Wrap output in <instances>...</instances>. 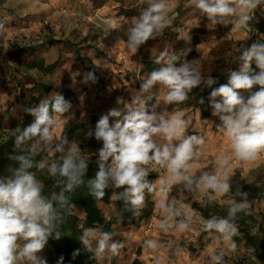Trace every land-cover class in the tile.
I'll list each match as a JSON object with an SVG mask.
<instances>
[{"label":"clouds","instance_id":"1","mask_svg":"<svg viewBox=\"0 0 264 264\" xmlns=\"http://www.w3.org/2000/svg\"><path fill=\"white\" fill-rule=\"evenodd\" d=\"M138 2L139 6L146 7L141 8L138 17L132 18L126 32V45L133 53L149 39L161 36L172 23L169 0ZM188 3L206 16L212 26L231 24V33H243L245 38L252 30L250 21L254 12L264 5V0H188ZM188 51L190 49L179 53L161 52L154 58L159 67L147 74L131 100H118L123 107L110 109L99 118L94 129L87 130L86 138L102 141L98 150L99 170L93 179H84L90 156L81 151L79 142L57 134L66 123L61 117L71 109V102L54 91L37 106L26 109L34 121L13 131L15 152L9 155L13 163L7 167V174L0 176V264H47L38 253L50 237H61L58 226L64 222V213L71 215L74 209L64 193L81 186H86L88 194L97 201L103 199L106 189L122 188L115 198L123 200L125 208L134 213L144 205L145 190H154L147 179L150 166L154 165L166 167L169 174L167 181L161 180V184H183L188 191L211 190L217 197L230 191L226 174L207 171L199 176L191 174L192 161L198 154L196 149L205 143L204 138L185 135L188 125L183 111L166 116L156 111L158 102L153 103L156 100L153 89L158 85L166 89L160 100L169 105L182 104L194 88L201 85L212 88L217 82L211 76H202L199 61L184 59ZM235 59L240 62L239 70H229L228 82L212 89L210 106L212 115L219 118V127L230 141L233 157L244 162L255 161L264 154V43H253ZM177 62L180 66H176ZM253 62L258 71L253 69ZM95 79L93 72L85 74V82ZM256 86L259 90L252 91ZM241 90L249 93L247 98ZM158 138L165 142L158 143ZM49 151L54 155L59 153L58 158L37 159L41 153ZM218 163L223 168L226 161L218 157ZM37 173L46 174L55 187H61L59 194L52 195L59 209L43 195L45 183ZM241 196L243 199L239 202H231L227 217L202 220L205 231L215 230L224 241L231 242V252L237 247L233 240L238 231L234 223L237 214H250L248 193H241ZM159 206L167 212L173 211V205L165 201ZM176 214L179 215V211ZM186 215L190 220V215ZM188 226L187 221L178 224L181 230ZM160 227L167 229L170 225L161 223ZM79 240L97 260L106 253L117 255L123 246L112 242L111 232L93 227L83 228ZM147 245L156 247L151 240ZM78 254L79 250L73 256ZM225 255V251L212 255L210 264H224ZM62 261L63 257L59 264Z\"/></svg>","mask_w":264,"mask_h":264},{"label":"crops","instance_id":"2","mask_svg":"<svg viewBox=\"0 0 264 264\" xmlns=\"http://www.w3.org/2000/svg\"><path fill=\"white\" fill-rule=\"evenodd\" d=\"M169 3L172 7L170 27L156 39H149L133 53L126 45L128 39L126 32L131 27L132 18L138 17L141 8L146 7V5L139 6L138 0H0V25H2L0 27V68L4 67L1 62L2 55L14 52L11 39L16 36L14 30L17 29L11 26L7 28V18L10 19V25L12 21L13 24H17L23 20L21 23L25 24L27 33L45 34L46 28L54 26L49 20L50 15L56 16L58 18L57 26H54L56 32L52 38L47 39V43L62 41L73 45L71 39H76L80 41L81 50L87 52L88 56L93 54L104 56L106 58L104 60L92 58L91 66L95 69L98 78L90 83L91 85L96 83V87L103 84L104 94L113 95L112 108H120L123 104L118 103V100L130 101L133 93L139 91L142 80L147 77V74H141L143 65L154 62V58L165 50L179 53L190 49L184 59L199 61L202 76L205 78L211 76L217 81L212 88H206L203 85L194 88L189 93L190 100H193L208 90L210 94L213 88L226 84L229 70H239L240 62L235 58L253 43H264V34L252 27L244 38L243 33H231V24L212 26L206 16L201 15L193 6H189L188 0H169ZM6 9L11 12L7 13ZM66 18H73V24L70 23L68 28L64 24ZM40 19L42 24L39 23ZM260 20H264V5L257 8L250 23L255 24ZM115 26L120 27L113 29ZM7 35L9 38L6 37ZM8 39L9 44L6 43ZM47 43L39 47V55L53 48ZM63 43L56 46L58 50L61 46H65ZM45 62L53 61L45 59ZM12 65L9 64V67ZM176 66H180V62H177ZM252 67L258 70L253 64ZM4 77L10 80L11 73L9 76L5 74ZM257 90H259L258 86L252 91ZM153 91L156 94V100L153 103L158 102L156 107L158 113L167 116L173 112L183 111L188 125L185 135H198L204 138L205 143L196 149L198 154L192 161L193 176H199L204 171L230 176L235 170L248 165L244 161L238 165L233 163L230 141L219 127L221 123L219 118L212 115L211 106L203 116V111L196 106V103L191 106L182 104L179 107L172 104L166 105L160 100L166 89L158 85ZM0 93H2L1 90ZM241 93L245 98L249 95L243 90ZM81 95H84L83 91ZM0 99L8 100V96L3 94ZM107 103L109 104V100ZM164 142L158 138V143ZM218 157L225 159V167H220ZM150 168V171H154L151 175L154 177L151 181L154 190L146 194L154 205L150 218L147 221L142 220L133 227L118 226L114 230L112 242L123 244V248L119 249L117 255L109 253L107 264H210L211 256L225 251L224 245L229 247L230 242L224 241L220 234L221 237L208 238L201 251L189 253L186 246L191 242L195 243L198 239L193 226L198 219V214L195 208L189 205L188 200H194L196 196L204 199L214 192L211 190L188 191L183 184H161L160 181H167L169 175L166 167L154 165ZM166 186H169L168 195L160 197L161 189ZM161 201L172 204L173 211L167 212L161 208L159 206ZM145 211L138 212L141 214ZM177 211L179 215L176 214ZM186 214L190 215V220L187 219ZM180 221H187L188 228L181 230L178 227ZM147 222H151L152 227L146 233ZM161 223H166L170 227L161 228ZM115 237H117L116 241ZM150 240L156 243L155 248L147 245V241ZM221 240L224 241V245H221ZM170 250L173 251V258L167 255ZM216 250L219 251L216 252ZM95 260L99 264L97 259Z\"/></svg>","mask_w":264,"mask_h":264},{"label":"rangeland","instance_id":"3","mask_svg":"<svg viewBox=\"0 0 264 264\" xmlns=\"http://www.w3.org/2000/svg\"><path fill=\"white\" fill-rule=\"evenodd\" d=\"M6 10L7 13L11 12L9 9ZM40 18H42L41 15ZM40 20L41 21H39V23L42 24V19ZM49 20L53 22L52 24H54V26H57L58 18L56 16L54 17L50 15ZM9 21L10 19L7 18V28L11 26V28L17 29L14 30L16 36H13L14 39H11V47L14 52L27 48H39L43 44L47 43V39L52 38L56 32V28H54V26H50L49 29L46 28L45 34H42V32H33V34H31V32L27 33L25 31L26 26L21 23L23 20H20V23L17 24H13L12 21V23L10 22L11 25L9 24ZM70 23L73 24V18H66L64 22L66 28L69 27ZM62 28H64V25H62ZM6 37L9 38L8 35ZM71 40L73 45L61 46L59 50L56 45L50 50H45L44 54L40 55V57L44 56V58L50 62H57L58 65L56 70L50 75L43 74L36 70H27L14 64L12 67L4 66L0 68V90L4 95L6 94L8 96V100L0 99V146H3L10 141L14 142L15 137L13 136V131L17 127L23 129L34 121V117L30 115L29 122H26V114L28 113L26 109L28 108L22 104V98L29 100L32 95L35 97L39 96L38 89L34 88H36L35 86L43 85L51 89L49 94L54 91L58 92L62 94L66 100L70 101L72 105L71 109L65 113L63 117H61V119H64L66 123L58 130L57 134L67 136L69 141H78L81 151L90 156L89 164H94L96 170H99L98 150L102 147V141H97L94 137L86 138L85 133L90 127L94 129L99 118L107 113L108 108L109 110L112 108L113 104H111V101H113V95L104 94L103 91L105 86L103 84L96 87V83L91 85L90 82L92 80L85 82V74L93 72L95 78L97 79L98 75L95 72V69L91 66L92 58H100L103 60L106 58L99 54H93V57L88 56L87 52L81 50L82 47L79 45V40ZM6 43L9 44V39ZM24 55L22 57V61L24 60ZM2 56H5V54ZM76 56H78L80 61H75ZM9 73H11V79L7 80L4 75L6 74L9 76ZM82 91L84 92V95H81ZM2 93H0V96H3ZM42 98L44 99L45 97ZM108 100L109 104L107 103ZM38 104L36 103L31 107H35ZM71 120H76V124H74L76 126L74 131H70L67 126L68 122ZM14 152L15 148L13 147L12 153L10 154H13ZM9 155H5L0 158V176L6 175L7 167L13 163L9 160ZM58 156L59 153L54 155L49 151L41 153L37 159L47 158L51 161L58 158ZM240 162L242 161L238 160L235 165H238ZM108 163L110 164L111 160H109ZM247 163L248 165L246 167L235 170L232 175L227 176L231 187L230 191L226 195L217 197L215 193H210V196H206L204 199H200L196 196L194 200H188V202H190L189 205L193 209L195 208L194 210L198 214V219H196L195 223H193L198 239L195 243L191 242L186 246V250L189 253L201 251L205 242L210 238L212 239L214 236L221 237L220 233L215 230L205 231L202 220L211 219L213 216L227 217L228 208L230 207L231 202H239L243 199L241 193L244 192L248 193L247 199L251 205L249 209L250 214L238 213L236 220H241L243 222L242 226L246 231L264 239V233L261 232V230H264V154H261L257 160L248 161ZM153 172L154 171H150L149 175H153ZM37 175L38 178L44 181L45 189L48 184L53 182L52 178L48 177L46 174L42 175L37 173ZM164 188L167 189V193L164 195L163 191H161V195H159L160 197L168 195L169 186ZM150 203L149 198L145 195L144 205L139 211L142 212L144 210H148L149 207L152 209L154 205L151 204L150 206ZM116 211L117 209L114 205L103 208L102 210L106 219L115 214ZM76 214L80 215V212L76 211ZM239 236V232L237 231V234L233 237V240L234 238L239 240H234L237 245L235 252L229 251V247L224 245V241L221 240V245L225 246L224 248L226 252L224 264H264V255L261 257L257 256L254 249L247 246ZM116 238L117 237H115V241L117 240ZM122 248L123 246L120 250ZM217 251L219 250H216V252ZM217 254L219 253L217 252ZM38 255L40 256L41 253H38ZM167 255L168 257L170 255L169 258L174 257L172 250H170ZM108 256L109 253H106L103 258L97 261L99 264H107V262H109Z\"/></svg>","mask_w":264,"mask_h":264},{"label":"trees","instance_id":"4","mask_svg":"<svg viewBox=\"0 0 264 264\" xmlns=\"http://www.w3.org/2000/svg\"><path fill=\"white\" fill-rule=\"evenodd\" d=\"M250 26L257 32L264 34V20H260L258 23L252 24ZM62 44L63 42L50 41L47 43L49 47H54L56 45ZM70 46L71 44L63 43ZM39 48H27L22 50H17L11 54H7L1 57V62L4 66L9 67V64L19 65L27 70H36L43 74H52L57 68V62L46 63L45 59L40 57L38 54ZM26 53V54H25ZM25 54V55H24ZM24 55V60L22 57ZM77 55V54H76ZM75 61H80L78 56L75 57ZM159 67L154 62L145 63L143 65L141 74H148L154 68ZM258 71V70H255ZM38 89L39 96L35 97L32 95L31 99L26 100L22 98V104L27 108H30L34 104H38L42 97L49 94L50 88L47 86H35ZM35 93V92H34ZM210 94L209 90L204 92L202 95L190 100L191 95L187 101L182 104L186 106H191L196 103V106L203 111V116L206 115V111L210 106ZM203 99V103L200 100ZM182 104H172L173 106H181ZM30 114H26V122H29ZM76 120L68 122L67 126L70 131L75 130ZM14 147V142L10 141L7 144L0 146V158L12 153ZM98 169V168H97ZM98 170H96L94 164H89L88 170L84 177L85 181L93 179ZM148 181L154 179L153 176L147 178ZM61 187H55L54 182L48 184L47 188L44 189L43 195L48 199L52 200L53 193L59 194L61 192ZM123 191V189H113L109 188L105 190V196L102 200L97 201L94 197L88 194L86 186H81L75 188L71 192H65L64 195L68 198L69 204L74 205V209L71 215L64 213V222L59 224L58 230L61 232V237L55 239L50 237L45 248L40 252L41 257L47 261V264H59L60 258L63 257L62 264H97L96 260L91 252H88L79 240V236L82 234V229L87 227L99 228L102 231H108L112 233L118 227H133L142 220H149L151 207L148 208L143 213H134L131 210L125 208L124 202L121 199H116V195ZM148 193L145 190V195ZM147 201V200H146ZM54 207L59 209V203L52 200ZM152 203H150L151 206ZM114 205L117 209L116 213L111 215L106 219L103 215V208H107ZM63 211V210H62ZM76 211L80 212V215L76 214ZM234 223L237 225L239 237L244 243L254 249L257 256L264 255V239L259 236L252 235L250 232L246 231L242 226L243 222L241 220H235ZM264 233V230H261ZM235 241H239L235 239ZM79 250V254L73 256V253Z\"/></svg>","mask_w":264,"mask_h":264},{"label":"built area","instance_id":"5","mask_svg":"<svg viewBox=\"0 0 264 264\" xmlns=\"http://www.w3.org/2000/svg\"><path fill=\"white\" fill-rule=\"evenodd\" d=\"M253 65L255 66V63L253 62ZM238 160H236L234 157H233V163H236ZM167 193V190L166 191H163V194L165 195ZM152 225H151V222H147L145 224V232L147 233L150 229H151Z\"/></svg>","mask_w":264,"mask_h":264}]
</instances>
